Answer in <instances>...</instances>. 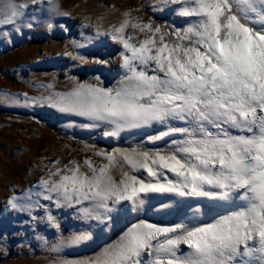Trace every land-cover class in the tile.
I'll list each match as a JSON object with an SVG mask.
<instances>
[{"label": "snow or ice", "instance_id": "1", "mask_svg": "<svg viewBox=\"0 0 264 264\" xmlns=\"http://www.w3.org/2000/svg\"><path fill=\"white\" fill-rule=\"evenodd\" d=\"M162 2L178 6L175 14L188 18L187 26L164 31L131 23L145 33L137 45L124 20L106 33L123 48L118 84H80L51 106L111 125L108 135L164 126L147 142L167 139L166 146L115 150L99 167L65 165L50 173L54 179L41 178L37 195L58 208L81 205L83 217L97 220L123 203L138 213L153 195L203 199L225 210L209 223L198 221L200 208L187 223L138 220L89 264H264V0ZM26 8L0 0V24L15 25ZM116 166L126 169L122 179L111 174ZM15 200L8 201L14 209ZM48 221L59 229L55 216ZM88 239L87 233L60 239L53 250Z\"/></svg>", "mask_w": 264, "mask_h": 264}, {"label": "rangeland", "instance_id": "2", "mask_svg": "<svg viewBox=\"0 0 264 264\" xmlns=\"http://www.w3.org/2000/svg\"><path fill=\"white\" fill-rule=\"evenodd\" d=\"M14 2L27 3V8L15 25L0 24V264H89L138 220L187 223L196 208L201 209L200 223L224 214L223 208L212 209L203 199L153 195L138 213L123 203L97 220L83 217L81 205L58 208L37 195L42 192L41 178L54 179L50 173L65 165L89 161L99 167L106 163L104 154L131 149L130 145L166 146L167 139L147 142L164 126L108 135L111 125L51 105L59 94L80 84H118L124 74L123 48L106 33L124 20L130 21L125 34L137 45L145 33L131 23L171 31L186 27L189 20L175 14L178 6H166L162 0H53L67 15L55 14L47 0L35 5L31 0ZM125 170L116 166L111 174L119 180ZM137 175L147 178L143 172ZM13 197L16 209L8 203ZM162 204L170 207L157 211ZM49 214L56 217L59 229L49 223ZM81 233L90 239L53 250L60 239L67 242Z\"/></svg>", "mask_w": 264, "mask_h": 264}, {"label": "trees", "instance_id": "3", "mask_svg": "<svg viewBox=\"0 0 264 264\" xmlns=\"http://www.w3.org/2000/svg\"><path fill=\"white\" fill-rule=\"evenodd\" d=\"M31 117H33V115H30ZM131 148L137 145H130ZM144 147L148 148V149H153V148H159V146L156 145H143Z\"/></svg>", "mask_w": 264, "mask_h": 264}]
</instances>
